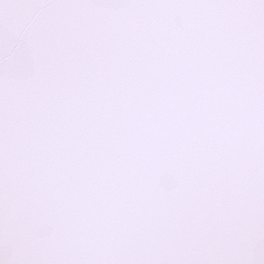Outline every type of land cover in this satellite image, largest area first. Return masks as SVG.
<instances>
[{
  "label": "snow or ice",
  "instance_id": "snow-or-ice-1",
  "mask_svg": "<svg viewBox=\"0 0 264 264\" xmlns=\"http://www.w3.org/2000/svg\"><path fill=\"white\" fill-rule=\"evenodd\" d=\"M0 264H264V0H0Z\"/></svg>",
  "mask_w": 264,
  "mask_h": 264
}]
</instances>
